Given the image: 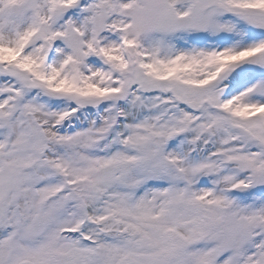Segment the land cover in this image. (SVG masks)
Returning a JSON list of instances; mask_svg holds the SVG:
<instances>
[{
  "label": "snow or ice",
  "instance_id": "6c2138e0",
  "mask_svg": "<svg viewBox=\"0 0 264 264\" xmlns=\"http://www.w3.org/2000/svg\"><path fill=\"white\" fill-rule=\"evenodd\" d=\"M0 264H264V0H0Z\"/></svg>",
  "mask_w": 264,
  "mask_h": 264
}]
</instances>
